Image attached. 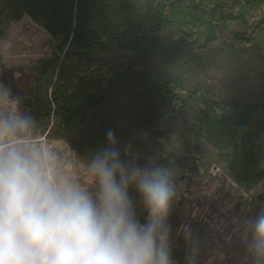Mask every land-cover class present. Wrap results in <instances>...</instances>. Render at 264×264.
<instances>
[{
  "label": "trees",
  "instance_id": "trees-1",
  "mask_svg": "<svg viewBox=\"0 0 264 264\" xmlns=\"http://www.w3.org/2000/svg\"><path fill=\"white\" fill-rule=\"evenodd\" d=\"M25 15L50 50L15 67L0 53V87L36 118V139L63 141L85 171L108 129L119 148L162 153L177 264L184 225L196 264H246L244 220L264 205V0H0V41ZM206 184L235 231L179 207Z\"/></svg>",
  "mask_w": 264,
  "mask_h": 264
},
{
  "label": "clouds",
  "instance_id": "clouds-1",
  "mask_svg": "<svg viewBox=\"0 0 264 264\" xmlns=\"http://www.w3.org/2000/svg\"><path fill=\"white\" fill-rule=\"evenodd\" d=\"M36 123L18 99L0 108V264H177L169 222L174 171L163 154L119 148L108 129L87 161L89 187L54 170ZM183 232L184 264H196L191 229ZM242 244L246 264H264V205L245 218Z\"/></svg>",
  "mask_w": 264,
  "mask_h": 264
},
{
  "label": "rangeland",
  "instance_id": "rangeland-1",
  "mask_svg": "<svg viewBox=\"0 0 264 264\" xmlns=\"http://www.w3.org/2000/svg\"><path fill=\"white\" fill-rule=\"evenodd\" d=\"M8 33L0 41V53L4 56V63L8 66H27V64L33 63L50 50V36L26 15L20 21L13 23ZM10 105L11 102L8 100L5 91L0 87V108L9 107ZM39 142L55 155L54 170H58L66 176L74 177L86 186H91L92 182L87 171L75 165L72 152L66 143L53 141V143L48 144L43 140ZM217 192L215 185L206 184L200 189L189 186L188 192L180 199L179 207L184 211L189 210L192 219L195 221L196 219L204 222L210 221L214 225L221 223L230 232L235 231L237 227L234 224L228 225L229 223L225 221L228 219L207 204L208 201L216 202L218 200ZM231 219H236V216L232 215L229 220Z\"/></svg>",
  "mask_w": 264,
  "mask_h": 264
}]
</instances>
